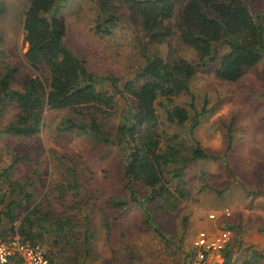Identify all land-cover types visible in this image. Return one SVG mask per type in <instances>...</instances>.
I'll return each mask as SVG.
<instances>
[{
    "label": "rangeland",
    "instance_id": "1",
    "mask_svg": "<svg viewBox=\"0 0 264 264\" xmlns=\"http://www.w3.org/2000/svg\"><path fill=\"white\" fill-rule=\"evenodd\" d=\"M30 2L1 0L0 77L11 71L13 88H21L35 71L25 57L24 20ZM97 2L71 0L63 7L60 14L67 20L66 42L91 71L104 78L116 76L121 83L132 78L141 59L130 12L121 0H112L107 13ZM100 17L112 20L106 26L112 27L110 31L97 32ZM105 84L109 87L110 81ZM191 92L176 102L189 108L192 117L208 110L199 117L196 135L203 148L220 158L190 165L184 195L176 192L170 202H147L153 225L145 222L149 215L144 208L117 209L111 204L112 198L127 196L121 151L98 144L87 134L59 130L58 124L67 114L61 111H47L41 131L33 136L0 134V172L11 165L9 178L32 192L31 200L16 211V225L40 206L44 235L37 243L50 250L58 264H195L194 240L201 229L213 226L208 214L231 207L232 225L228 226L236 242L230 264H264V233L260 232L264 229V59L246 67L235 82L218 79L212 68L204 70L191 82ZM191 94L196 108L190 107ZM16 114L15 105L5 107L0 112V128L13 122ZM119 119L120 113L111 118L110 130ZM166 130L185 136L187 128L168 125ZM230 136L232 146L226 153ZM71 167L79 174L82 196L73 199L71 194L61 200L55 186L71 179ZM9 181L8 176L0 177V194L11 192ZM30 181L33 186L27 183ZM135 188L141 196L148 190L140 184ZM5 205L0 197V208ZM66 217L76 229L70 237L58 236L52 222ZM253 229L262 236L261 241L249 239Z\"/></svg>",
    "mask_w": 264,
    "mask_h": 264
},
{
    "label": "trees",
    "instance_id": "2",
    "mask_svg": "<svg viewBox=\"0 0 264 264\" xmlns=\"http://www.w3.org/2000/svg\"><path fill=\"white\" fill-rule=\"evenodd\" d=\"M70 1L31 0L24 20L25 57L35 71L21 88L11 86V71L0 77V112L10 104L17 108L14 121L0 128V134L33 136L41 131L47 111L67 113L59 130L87 134L98 144L116 146L123 155L127 196L112 198L113 207L144 208L149 215L145 222L153 225L146 203L170 202L176 192L184 195L190 165L220 158L203 148L196 135L199 117L208 110L192 117L189 108L176 101L192 93L191 82L204 70L212 68L218 79L235 82L246 67L264 59V12L256 10V0H121L128 6L141 59L132 78L120 83L116 76L104 78L91 71L66 42L68 25L60 12ZM97 4L107 13L112 0H98ZM2 7L0 0V10ZM111 21L100 17L95 29L110 31L112 27L106 26ZM106 81H110L109 87H105ZM191 95L190 107L196 108ZM118 113L119 122L110 130L109 121ZM168 125L187 128L185 136L178 131L169 134ZM232 139L230 136L226 153ZM10 168L0 172L13 186L10 193L0 194L1 202L6 201L0 208V242L16 234L37 242L44 235L40 206L28 208L16 225V211L31 200L32 192L9 178ZM70 178L55 186L61 200L71 194L73 199L82 196L75 167L70 168ZM136 184L148 189L144 196ZM52 224L62 237H70L76 229L70 217L57 218ZM233 254L226 251L224 264H230Z\"/></svg>",
    "mask_w": 264,
    "mask_h": 264
},
{
    "label": "built area",
    "instance_id": "3",
    "mask_svg": "<svg viewBox=\"0 0 264 264\" xmlns=\"http://www.w3.org/2000/svg\"><path fill=\"white\" fill-rule=\"evenodd\" d=\"M231 215V209L225 207L221 213L210 212L209 219L220 220ZM218 225L214 231L201 229L194 240L193 249L195 264H224L225 253L232 250L233 230ZM233 251V250H232ZM0 264H56L52 252L28 238L16 234L6 241L0 242ZM244 264V263H243Z\"/></svg>",
    "mask_w": 264,
    "mask_h": 264
},
{
    "label": "crops",
    "instance_id": "4",
    "mask_svg": "<svg viewBox=\"0 0 264 264\" xmlns=\"http://www.w3.org/2000/svg\"><path fill=\"white\" fill-rule=\"evenodd\" d=\"M255 8H256V10H259L260 12H264V0H256L255 1ZM224 207V206H223ZM223 207H221V208H218V210H221ZM231 208V207H230ZM262 209L264 210V206L262 207ZM232 210V209H231ZM222 211V210H221ZM221 211H216V212H219V213H221ZM231 216L230 217H221V219L219 220V221H216V220H212V219H209V217H208V220H210V221H213V226L212 227H210L209 229L211 230V231H214L216 228H217V226L218 225H221V224H223L222 226H226V227H229L228 225L231 223ZM233 220V219H232ZM259 220V219H258ZM224 221V222H223ZM230 225H232V224H230ZM236 226H238V225H236ZM244 228H246L245 229V233H247V231H248V228H247V225H245V227ZM262 234L264 233V229L263 230H261L260 231ZM250 233V240L251 241H253L254 242V240L256 241V240H258V241H261L263 238H262V236H257L256 234H257V232H256V230H254L253 229V231H250L249 232Z\"/></svg>",
    "mask_w": 264,
    "mask_h": 264
}]
</instances>
